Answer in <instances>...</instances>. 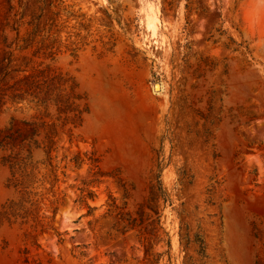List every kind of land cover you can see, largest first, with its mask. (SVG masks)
<instances>
[{"label":"rangeland","instance_id":"1","mask_svg":"<svg viewBox=\"0 0 264 264\" xmlns=\"http://www.w3.org/2000/svg\"><path fill=\"white\" fill-rule=\"evenodd\" d=\"M0 264H264V0H0Z\"/></svg>","mask_w":264,"mask_h":264},{"label":"trees","instance_id":"2","mask_svg":"<svg viewBox=\"0 0 264 264\" xmlns=\"http://www.w3.org/2000/svg\"><path fill=\"white\" fill-rule=\"evenodd\" d=\"M27 161H28L27 157H23V156L20 157V158H18L17 160L9 161L10 162L9 166H10V168L12 170V174L14 175L17 170H19V171H25V169L28 166V162ZM14 185L21 187L19 190L20 191L22 190L24 199L27 200L26 202L29 203L30 208H32V207L34 208V206L36 207V204L38 203V200H37V198L32 197V195L33 194H36V193L33 192V190L28 189V186H29L28 183H26L25 180H22V181H19L18 183H14ZM89 194H91V193L89 192ZM28 209H26V212L29 211ZM132 222L129 221L130 224H135L134 223L135 221H132ZM146 238L147 237L144 236V239H146ZM147 242H148V240H147ZM144 250H145V253L148 254V249H147L146 246H145Z\"/></svg>","mask_w":264,"mask_h":264},{"label":"water","instance_id":"3","mask_svg":"<svg viewBox=\"0 0 264 264\" xmlns=\"http://www.w3.org/2000/svg\"><path fill=\"white\" fill-rule=\"evenodd\" d=\"M156 85H157V84H156ZM156 85H155V86H156Z\"/></svg>","mask_w":264,"mask_h":264}]
</instances>
